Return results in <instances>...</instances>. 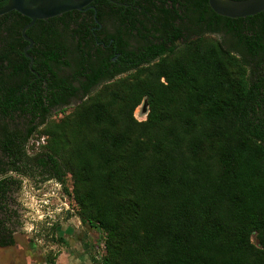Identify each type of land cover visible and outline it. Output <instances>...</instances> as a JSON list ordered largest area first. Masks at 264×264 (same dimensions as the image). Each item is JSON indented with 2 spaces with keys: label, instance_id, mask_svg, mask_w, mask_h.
Listing matches in <instances>:
<instances>
[{
  "label": "trees",
  "instance_id": "obj_1",
  "mask_svg": "<svg viewBox=\"0 0 264 264\" xmlns=\"http://www.w3.org/2000/svg\"><path fill=\"white\" fill-rule=\"evenodd\" d=\"M123 1L138 4L144 15L154 8L168 12L170 36L177 3L187 18L197 14L200 22L209 8L208 0H168L169 9L167 0ZM7 2L0 0V8ZM92 6L99 20L116 11L108 0H94ZM29 22L16 11L0 16L5 138L12 113L46 111L44 98L51 104L50 81L45 91L32 80L23 52L21 30ZM240 34L248 47L243 55L211 35L188 36L183 47L155 53L159 61L151 67L106 82L60 120L31 129L29 135L44 136L47 143L28 158L24 176L40 170L41 182L57 181L73 198L81 224L104 244L93 264H264V61L261 69H248L249 59L264 60V44ZM53 58L48 51L44 78ZM19 94L28 100L25 108ZM143 101L148 113L139 121L134 113ZM0 145L10 146L2 139ZM12 164L18 170L17 161ZM9 184L0 178V214L11 218L5 204ZM3 228L0 247H11L15 239Z\"/></svg>",
  "mask_w": 264,
  "mask_h": 264
},
{
  "label": "flooded vegetation",
  "instance_id": "obj_2",
  "mask_svg": "<svg viewBox=\"0 0 264 264\" xmlns=\"http://www.w3.org/2000/svg\"><path fill=\"white\" fill-rule=\"evenodd\" d=\"M110 2L116 5L115 14L110 15L108 10L103 14L102 20L97 18L96 9L95 13L91 14L92 8H84L47 20H38L39 23H35L27 33L33 40V46L28 50V54L33 57V67H37V70L33 68L35 71L33 72L28 66L33 75L32 80L36 81L38 86H43L45 91L48 90V81H50L51 104L47 103L44 98V105L49 106L46 111L40 110L37 113L27 114L18 111L16 115L12 113L8 116L4 124L6 128L4 134L9 138H5L0 131V139L10 144L5 150L0 145V162L6 163L0 165L2 173L0 178L9 179L8 200L5 204L13 215L10 218L9 213L0 214V221H4L3 225L0 224V229L5 227L7 232H12L14 239L22 225L21 205L16 200V195L28 180L33 179L34 182L41 183L40 170L34 171L35 175L38 174L37 176H24L28 158L31 160L36 156V151L34 152L31 146L38 134L29 135L32 128H40L43 121L60 120L106 82L130 78L140 70L151 67L159 61V58L154 60L155 53L162 49L169 50L173 46L183 47L188 36L192 35L195 39L201 34L211 35L220 40L226 49L240 55L248 52L246 50L248 47L240 32L248 37L260 38L264 44V11L255 16L232 19L218 15L208 4L207 19L200 22L197 14L187 18L184 5L177 3L178 13H175L176 18L173 20L175 26L172 27V36H170L168 12L154 8L153 12L144 15L138 4L123 0ZM158 3L162 4L160 1ZM163 3L166 9L172 5L168 0ZM231 23L235 25L232 26ZM170 37L175 39L173 43L162 44L164 39L168 41ZM23 41L26 43L23 51L25 55V48L29 43L24 38ZM48 51L54 58L50 60V72L44 78L40 72L44 71L42 65L46 64L44 58ZM261 53H264L263 50ZM249 60H251L249 71L261 69L264 61L259 57ZM112 74L110 80H105ZM8 77L6 76L7 81H9ZM91 80H95V83L88 86ZM96 81H100L101 84L97 85ZM85 86H88L87 93ZM260 89L264 92V76L261 79ZM19 101L22 108L28 104V100L22 95ZM262 107L264 110V105ZM27 137L29 140L25 142ZM13 161H17L18 170L12 167ZM6 248L9 247H0V250ZM18 261L19 258L17 261H9L8 264H18Z\"/></svg>",
  "mask_w": 264,
  "mask_h": 264
},
{
  "label": "rangeland",
  "instance_id": "obj_3",
  "mask_svg": "<svg viewBox=\"0 0 264 264\" xmlns=\"http://www.w3.org/2000/svg\"><path fill=\"white\" fill-rule=\"evenodd\" d=\"M69 111L68 113H71ZM148 107L146 102L143 103L135 110V117L139 121L146 119ZM44 139V142H42ZM47 143L46 137L36 135L35 142H33L32 149L37 152ZM57 181L50 180L39 183L34 182L33 179L28 180L27 183L22 185V189L16 195V200L20 203V212L22 213V225L15 235L16 243L14 246L0 250V264H8L9 261L19 258L21 264H26L29 261L40 264H56V259L63 251H68L72 248L68 241L57 235L54 221H65L67 212L75 220L80 221L76 214V205L73 198L65 193L62 188H58ZM39 185V186H38ZM67 187L71 191V179L67 178ZM45 199L49 200V204L45 205ZM66 201L71 210L63 211L60 215L57 213H50L48 211H55L59 204ZM49 213L46 217L44 213ZM83 226V225H82ZM81 228V224L79 226ZM88 238V246L92 255L101 256L104 254L103 243L97 241L100 235L94 230ZM253 242L257 244L256 237L253 236ZM72 249H75L73 246ZM29 258V259H28ZM62 262V257L59 258ZM52 261V262H51Z\"/></svg>",
  "mask_w": 264,
  "mask_h": 264
},
{
  "label": "water",
  "instance_id": "obj_4",
  "mask_svg": "<svg viewBox=\"0 0 264 264\" xmlns=\"http://www.w3.org/2000/svg\"><path fill=\"white\" fill-rule=\"evenodd\" d=\"M0 8V16L16 11L27 17L30 22L22 28V36L29 45L25 48V57L30 60L29 67L33 70V57L28 50L33 46V40L27 31L38 21L47 20L73 10L84 8L95 9L91 4L94 0H7ZM113 1V0H110ZM211 8L220 16L227 18H247L264 11V0H208Z\"/></svg>",
  "mask_w": 264,
  "mask_h": 264
},
{
  "label": "crops",
  "instance_id": "obj_5",
  "mask_svg": "<svg viewBox=\"0 0 264 264\" xmlns=\"http://www.w3.org/2000/svg\"><path fill=\"white\" fill-rule=\"evenodd\" d=\"M81 221L75 220L70 214L67 212V218L65 221H59L55 223L57 235L61 238H64L65 241H68L72 248L73 246L75 249L70 248L68 251H63L60 253L56 259V264H93L92 260V253L89 250L88 246V237L94 230L83 228L79 229ZM81 224V228H82ZM62 257V262H60L59 258ZM18 259V258H17ZM14 259V261H17ZM29 259V258H28ZM18 264H21L18 261ZM26 264H40L35 262L29 261Z\"/></svg>",
  "mask_w": 264,
  "mask_h": 264
},
{
  "label": "built area",
  "instance_id": "obj_6",
  "mask_svg": "<svg viewBox=\"0 0 264 264\" xmlns=\"http://www.w3.org/2000/svg\"><path fill=\"white\" fill-rule=\"evenodd\" d=\"M42 142H44V139H42ZM56 185L58 186V188H62L63 189V186H62L61 183L56 182ZM44 204L48 205L49 204V200L45 199ZM70 210H71V208H70L69 204L66 201H64L63 203L59 204V207L55 211H48V212H50L51 214L52 213H57V214L60 215L63 211H69L70 212ZM47 215H49V213H47V211H46V213H44V216H42V218L46 217ZM55 222H58V221L55 220L54 223ZM103 247H104V244H103Z\"/></svg>",
  "mask_w": 264,
  "mask_h": 264
}]
</instances>
